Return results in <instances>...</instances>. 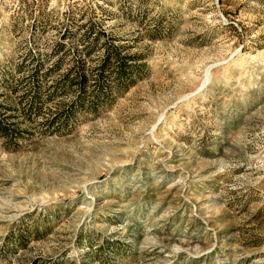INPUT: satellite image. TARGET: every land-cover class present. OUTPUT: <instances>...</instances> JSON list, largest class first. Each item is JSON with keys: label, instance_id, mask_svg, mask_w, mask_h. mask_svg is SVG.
<instances>
[{"label": "rangeland", "instance_id": "obj_1", "mask_svg": "<svg viewBox=\"0 0 264 264\" xmlns=\"http://www.w3.org/2000/svg\"><path fill=\"white\" fill-rule=\"evenodd\" d=\"M82 26L108 37L86 69L105 39L140 66L125 89L41 87L44 117L85 105L40 133L11 86L63 32L43 86L70 73ZM0 104L27 129L0 138V264H264V0H0Z\"/></svg>", "mask_w": 264, "mask_h": 264}, {"label": "trees", "instance_id": "obj_2", "mask_svg": "<svg viewBox=\"0 0 264 264\" xmlns=\"http://www.w3.org/2000/svg\"><path fill=\"white\" fill-rule=\"evenodd\" d=\"M82 27L83 31L80 34V40L87 42L85 44L87 45L85 46V56H82V58L79 56L72 60L75 61V66L73 65V67H71L69 70L70 73L63 74L60 78L53 79L43 86L45 78L51 76L53 71L57 69L56 67L58 66V62L60 60L59 55L66 51V44L64 40L67 39L68 36L66 35L67 33L63 32L59 36V40L55 43L52 52L49 54L50 56L53 55V57H56V62L51 63V65L43 70V72L39 73V70L42 71V68L40 69L41 63L38 61V54L29 51L24 56L25 59L33 64L30 73L21 77L15 85L13 84L11 86L13 92L18 91L19 89H23L25 92L22 93V96L19 99L18 107L15 108V106H13L12 108H9V110H18V115L23 117V121L30 120L32 122H36L35 125L40 127V133H58L64 128H67L69 125L68 120L72 117L71 115H74L76 107H79L77 109H84L83 107L85 105L84 102H82V98L80 101L71 100L66 103H63L62 101L63 105L60 109L56 111L48 109L49 116L44 117L45 112L41 109V106L44 102L46 103L54 100V98H52L54 96L46 95L45 97H47V100H43L42 94L39 92L41 87L51 88L55 91V93L58 92L59 96H66L72 92H79V96H83L85 95V89L90 81L99 83L108 76V73H111L118 87L122 86L123 89H125V87L129 84L124 85V80L129 81L128 78L131 79L132 77V69L140 66L136 63V61L139 60L138 56L134 54H122L121 46L114 45L111 42H106L107 40L105 39L103 54L99 63L92 70L86 69V59L84 57L89 55L88 49L92 48V46L98 42L99 35H103L106 38L108 37L103 30H100L99 32L96 30L93 31V29L89 27ZM93 33L95 34L92 35ZM94 102L93 98L88 100V103L92 105L88 109H95L96 106ZM7 107L10 106H6L3 109H6ZM15 116V114H7L4 116L0 115V138H3L5 143H12L13 146L17 145L16 141L22 139L24 137L23 135H25L24 132H27V129L20 128L17 122L9 121V119ZM38 117H40L41 120H37Z\"/></svg>", "mask_w": 264, "mask_h": 264}, {"label": "bare ground", "instance_id": "obj_3", "mask_svg": "<svg viewBox=\"0 0 264 264\" xmlns=\"http://www.w3.org/2000/svg\"><path fill=\"white\" fill-rule=\"evenodd\" d=\"M239 62H237V64H238Z\"/></svg>", "mask_w": 264, "mask_h": 264}]
</instances>
